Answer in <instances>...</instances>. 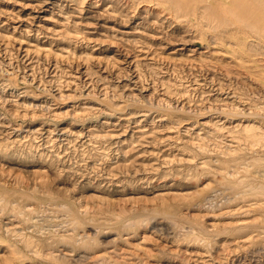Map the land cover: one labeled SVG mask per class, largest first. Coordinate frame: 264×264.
<instances>
[{"label":"rangeland","instance_id":"rangeland-1","mask_svg":"<svg viewBox=\"0 0 264 264\" xmlns=\"http://www.w3.org/2000/svg\"><path fill=\"white\" fill-rule=\"evenodd\" d=\"M208 3L0 0V264H264V30Z\"/></svg>","mask_w":264,"mask_h":264},{"label":"bare ground","instance_id":"bare-ground-1","mask_svg":"<svg viewBox=\"0 0 264 264\" xmlns=\"http://www.w3.org/2000/svg\"><path fill=\"white\" fill-rule=\"evenodd\" d=\"M74 1V0H73ZM85 1V0H84ZM157 1V0H156ZM164 1H168L169 3H171L173 6V8H191L193 6V2H197L200 0H164ZM212 1V3H208L204 5V13L202 14L204 16V18L206 17L209 21L214 22V25H222V26H227L229 23L235 24V25H243L246 24L247 26H249L250 28H252L253 30H264V0H210ZM161 3V2H160ZM159 4V2H158ZM84 5V3H83ZM124 5V3H123ZM142 5V4H141ZM151 5V4H149ZM163 5V4H160ZM82 6V5H81ZM152 7V6H151ZM164 7V6H163ZM194 8V6L192 7ZM82 9V8H81ZM172 9V8H171ZM80 10V9H79ZM112 10V9H111ZM110 10V11H111ZM122 10V8H121ZM151 10V9H150ZM199 10V9H198ZM109 11V13H110ZM116 11V10H115ZM180 11V10H179ZM186 11V10H185ZM82 12V11H81ZM147 12V11H146ZM113 13V12H112ZM115 13V12H114ZM155 13V12H154ZM184 13V11L182 12ZM190 13H186V14H191ZM111 14V13H110ZM125 14V13H124ZM195 16V13H193ZM126 15V14H125ZM190 16V15H189ZM193 16V15H192ZM198 16V15H197ZM159 17V16H158ZM181 17V16H180ZM199 17V16H198ZM178 18V17H177ZM205 18V19H206ZM202 19V18H201ZM207 20V21H208ZM204 21V20H203ZM211 23V22H209ZM208 25V22H207ZM221 26V27H222ZM220 27V26H219ZM228 28V27H227ZM231 28V27H229ZM220 29V28H219ZM218 29V30H219ZM215 30V29H214ZM222 31V30H221ZM258 32V31H257ZM259 33V32H258ZM256 33V34H258ZM260 33H264V32H260ZM259 33V34H260ZM244 41V40H243ZM241 41V42H243ZM255 42V41H254ZM238 43H240L238 41ZM238 45V44H237ZM240 46V45H239ZM253 45L251 44L250 49H252ZM243 47V46H241ZM260 47V46H259ZM258 47V49H259ZM62 48V47H61ZM244 48V47H243ZM257 49V47H255ZM254 48V52L256 51ZM63 49V48H62ZM249 49V48H248ZM249 49V50H250ZM260 50V49H259ZM257 50V51H259ZM241 51V50H240ZM246 51V50H245ZM239 52V51H238ZM252 52V51H251ZM213 53V52H212ZM211 53V54H212ZM225 53V52H224ZM228 53V52H227ZM226 53V54H227ZM261 53V52H259ZM262 53L264 54V52L262 51ZM237 55V53H236ZM236 57V56H235ZM242 57V56H241ZM237 59V58H236ZM240 59V58H239ZM243 59V58H242ZM241 60V59H240ZM241 62V61H240ZM238 63V62H237ZM240 64V63H238ZM10 80V79H9ZM90 84V83H89ZM86 86V85H85ZM41 95V94H40ZM247 126V125H246ZM245 126V127H246ZM249 126V125H248ZM247 126V127H248ZM252 127V126H251ZM256 127V126H255ZM254 128V127H253ZM248 129H252V128H246ZM246 130V131H247ZM252 130H256L252 129ZM251 130V131H252ZM249 131V130H248ZM250 131V132H251ZM249 132V134H250ZM256 133V132H255ZM251 138L252 137V132H251ZM257 135V134H255ZM259 135V134H258ZM264 136V135H263ZM255 137V136H254ZM258 138L260 136H257ZM250 138V140H252ZM255 139V138H254ZM253 139V140H254ZM256 140V139H255ZM259 140V139H258ZM257 140V141H258ZM262 140V139H261ZM255 143H257L255 141ZM240 181V179H239ZM241 182V181H240ZM241 184V183H240ZM260 185V184H259ZM264 185V184H263ZM229 187V186H228ZM239 187V186H238ZM243 187V186H242ZM261 187H259L258 189H260ZM245 189V188H244ZM257 189V188H256ZM262 189V188H261ZM251 190V189H250ZM260 191V190H259ZM264 191V190H263ZM264 194V193H263ZM264 230V229H263ZM251 254V253H250ZM255 255V254H254ZM249 257V256H248ZM255 258V257H254ZM260 259V258H259ZM244 260V259H243ZM258 261V260H257ZM247 262V261H245ZM249 262V261H248Z\"/></svg>","mask_w":264,"mask_h":264}]
</instances>
